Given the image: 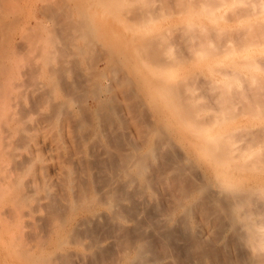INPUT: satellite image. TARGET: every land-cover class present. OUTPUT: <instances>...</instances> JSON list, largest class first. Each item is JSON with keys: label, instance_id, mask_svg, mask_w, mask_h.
Listing matches in <instances>:
<instances>
[{"label": "bare ground", "instance_id": "obj_1", "mask_svg": "<svg viewBox=\"0 0 264 264\" xmlns=\"http://www.w3.org/2000/svg\"><path fill=\"white\" fill-rule=\"evenodd\" d=\"M194 1L0 0V264H264V0Z\"/></svg>", "mask_w": 264, "mask_h": 264}, {"label": "rangeland", "instance_id": "obj_2", "mask_svg": "<svg viewBox=\"0 0 264 264\" xmlns=\"http://www.w3.org/2000/svg\"><path fill=\"white\" fill-rule=\"evenodd\" d=\"M187 2L186 3H184V6H183V10L182 9H175L174 11H170V9L168 10V13L167 12H165L167 15H165V13L164 14H162V15H160V14H157L156 16H154V18L153 19H151V20H147L148 21V26L151 28V30H150V32L149 33H151V34H153V31H155V33L154 34H156V35H158V34H160V35H162L160 38L161 39H163L164 40V35H165V32H166V27H169L170 25L172 26V25H174V24H176V23H179V21L182 23H185L183 20H186V19H183L182 20V18H184L185 16V18H187V20H190L193 16H194V18H192V19H195V16H197V18H198V13L197 12H193V14H192V12L190 13V12H188V8L189 7H187L189 4L191 5V3H193V2H195L194 0H186ZM192 1V2H191ZM218 1V0H217ZM220 1V0H219ZM222 2L220 3V2H217V4L215 3V2H213V1H207V0H201V2L200 3H202L203 5H210V6H214V9H215V12H214V14L215 15H218L217 16V18H216V21H221V23H222V25L221 26H223V24H225L226 26H224L225 28H228V29H230L229 27H231V28H233L231 25L232 24H234L233 26L235 27L239 22H237V19H240V18H237V16L238 15H240L241 14V12H239V9L237 10V12H238V15L237 14H235L234 15V18L236 19V20H234V18H232V19H229V18H231L232 16L231 15H233V11H236V10H232V14H230L231 12V9H227V7H228V4H229V6H232V7H234V5H235V7H239L240 9H241V7L243 8V7H247V5L248 6H250L249 5V3L246 5L245 3H235V1L233 2V4L231 5V2H228V1H231V0H227L226 2H223L224 0H221ZM156 3H157V1H155ZM220 3V5H218ZM227 5V6H226ZM237 5H239V6H237ZM240 5H242V6H240ZM243 5H245V6H243ZM215 6H217V7H215ZM227 9V10H226ZM233 9H235V8H233ZM255 9V8H254ZM100 11L98 12V16L99 17H109V16H113L111 13H108V12H105V11H102L101 9H99ZM187 10V11H186ZM226 11V18L225 19H223V18H221V17H219V16H221V15H219L220 13L219 12H221V14L225 17V14H224V12ZM186 11V12H185ZM216 11L218 12V13H216ZM263 11V12H262ZM24 15L22 16V18H21V21H20V24L21 25H25V24H27V22H28V24H29V22H31L33 19H36V20H40V13L38 12V10L36 9V8H32L31 6H29L28 4H26V6H25V8H24ZM25 12H26V14H25ZM229 12V13H228ZM29 13H32L31 15H30V17H28V14ZM107 13V14H106ZM235 13V12H234ZM240 13V14H239ZM253 13V12H252ZM251 13V14H252ZM188 15V16H187ZM191 15H193V16H191ZM237 15V16H236ZM184 16V17H183ZM252 16L254 17V18H257V16L259 17V18H261V19H263L262 18V16L264 17V10L263 9H260L259 11L257 10V6H256V10H255V13H253L252 14ZM190 17V18H189ZM229 17V18H228ZM240 17V16H239ZM244 17V18H243ZM243 17H241V19H240V23L242 24V22H245L246 20H247V16H243ZM122 17H120L119 19H121ZM119 19L117 18V20H115V24L116 25H118L119 27L120 26H122V25H124L122 22L124 21L123 19H124V16H123V18H122V21H119ZM180 19V20H179ZM221 19V20H220ZM258 19V18H257ZM141 20H144L143 18H137V20L136 19H132L131 20V24H134V23H136L135 24V26H137V24L141 21ZM243 20V21H242ZM260 20V19H259ZM146 21V22H147ZM242 21V22H241ZM261 21V20H260ZM263 21H264V19H263ZM263 21H261L263 24H264V22ZM125 23V22H124ZM140 23H142V22H140ZM217 23H219V22H217ZM235 23H237V24H235ZM239 23V24H240ZM139 25V24H138ZM227 26H229V27H227ZM135 28V27H134ZM153 29H155V30H153ZM156 29H158L157 31H156ZM161 31V32H160ZM159 32V33H158ZM220 34V33H219ZM223 36V33L221 32V34H220V37L219 36H217V37H219V39L221 38ZM215 40H216V37H215ZM213 43V42H212ZM257 43V42H256ZM255 43V44H256ZM259 43H257L256 45L257 46H255L254 48V50H255V52H253L254 53V56H256V54L258 55V56H261V55H264V47L262 48V46H263V44H261L260 46L258 45ZM163 45H165V44H163ZM260 48H262V49H260ZM161 47L163 48L162 50H165L164 48H166L165 46H162V44H161ZM252 47V46H251ZM251 47H249V48H251ZM259 48V51L257 50V48ZM249 48H247V49H244V50H247V51H249L250 53H252L251 52V50L249 49ZM167 50H168V48H167ZM163 52H168L169 53V51H163ZM245 53H246V51H244ZM249 52H247V53H249ZM223 53H224V51H222L221 53H220V55H219V57L220 56H222L223 57ZM256 53V54H255ZM190 62H194V60H192L191 58H187L185 61H183L182 62V66L180 65V63H179V61H177V62H175V63H173V64H171L170 66H166L165 68H169L170 67V69H169V71H167L165 74H163V77H164V81L165 82H168V83H172V82H174V81H176V80H178V78H179V75H180V72H181V68L182 67H184V71H185V69H186V66L190 63ZM261 69H259V71H260ZM264 76V75H263ZM198 78H201V77H198ZM263 81H264V77H263ZM263 81H261L262 83H260V87H261V91H263L264 92V82ZM200 89L199 88H195V90H194V93H199L200 91H199ZM103 97H104V94H103ZM202 97V96H201ZM202 99V98H201ZM204 100V99H203ZM239 104H241V103H238L237 105L238 106H240ZM238 108V107H237ZM263 109V108H262ZM246 116V114L244 113H242L241 112V114L239 113V115H237V116H235V120H237V118H239V120H237V122L238 121H241L242 119H244V118H248V114H247V116ZM251 116H249V118H250ZM248 118V119H249ZM253 118V117H252ZM233 119V120H234ZM241 119V120H240ZM232 120V121H233ZM245 120V119H244ZM235 122V121H234ZM236 122V123H237ZM235 123V124H236ZM240 123V122H239ZM255 125H257V124H259L258 122H255L254 123ZM47 154V153H46ZM47 164H48V167H49V169H50V167H51V165H52V161H50V160H48L47 161ZM163 201H161V202H164L165 204L167 203L166 202V200L165 199H162ZM163 203V204H164ZM198 216V215H197ZM196 216V214L194 215V218H195V221H197V220H199V216L197 217ZM210 220H212V217L210 218ZM209 221V220H208ZM198 223H199V221H197ZM213 225H211V224ZM202 224V222H200L199 223V225H201ZM210 225L212 226V227H210ZM205 227H208V228H205ZM215 227V229H216V226L212 223V221H209V222H207L206 223V225L204 224V227L202 226V228H200V231H201V233H202V235L205 237H207L208 235H210V233L212 232V234H215L214 232H217L216 230H214L213 228ZM206 229H208L209 230V232H208V230L206 231ZM205 232V233H204ZM228 232V230H226V234H228L227 233ZM207 233V234H206ZM225 233V232H224ZM211 234V235H212ZM228 236V235H227ZM109 240V241H108ZM107 242V243H106ZM108 242H110V238H105V239H103V241H102V243L103 244H109ZM219 243H221V241H218L217 242V246L218 245H221V244H219ZM194 253V252H193ZM196 257L195 259L194 258H192L191 259V261H192V264L194 263V264H206V260H203V261H200L198 258H197V254L196 253H194L193 254V257ZM170 257V256H169ZM169 257H166V258H163L162 260H160L161 262H167V264H168V262H172V263H169V264H179L180 263V261H177V260H175V258H172V257H170V258H172V261H171V259L169 258ZM197 259V260H196ZM199 261V262H198ZM165 262V263H166ZM175 262V263H174ZM179 262V263H178ZM217 262V261H216ZM182 263V262H181ZM180 263V264H181ZM182 264H184V263H182ZM186 264V263H185ZM187 264H191V263H187ZM213 264H219L218 262L217 263H213Z\"/></svg>", "mask_w": 264, "mask_h": 264}]
</instances>
